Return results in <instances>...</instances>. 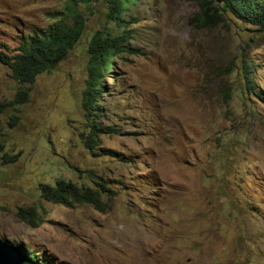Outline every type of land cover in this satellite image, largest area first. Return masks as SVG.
<instances>
[{
	"label": "rangeland",
	"instance_id": "rangeland-1",
	"mask_svg": "<svg viewBox=\"0 0 264 264\" xmlns=\"http://www.w3.org/2000/svg\"><path fill=\"white\" fill-rule=\"evenodd\" d=\"M112 1L74 6L85 35L32 84L18 85L0 64V239L40 264H264V106L234 94L229 72L244 55L264 92V33L234 22L196 28L198 0H127L119 20ZM68 7L0 0V51L17 53ZM94 31L121 36L123 50L103 80L96 120L110 130L91 154L78 138L90 118L80 107V46ZM58 177H101L109 207L40 198L38 186ZM21 208L41 222L20 221Z\"/></svg>",
	"mask_w": 264,
	"mask_h": 264
},
{
	"label": "trees",
	"instance_id": "trees-1",
	"mask_svg": "<svg viewBox=\"0 0 264 264\" xmlns=\"http://www.w3.org/2000/svg\"><path fill=\"white\" fill-rule=\"evenodd\" d=\"M69 7L68 14L56 18L55 23L45 33L37 32L28 34L22 39L17 48V53L9 54L0 51V64L6 66L11 77L18 85H30L39 75L51 73L56 70L59 62L73 50L81 38L85 35V19L76 11L75 5L81 3L86 7L97 0H65ZM127 0L112 1L113 7L110 8L111 16L114 20H119L121 11ZM199 11L196 13L191 23L199 29H213L218 26H227L229 22L245 23L258 28L264 33V0H198ZM70 18L72 23L65 21ZM123 39L110 31H94L89 35V40L85 47L80 46V51L86 58L87 80L81 92L80 107L84 116L90 117L87 123V132L78 134L84 149L93 154V150L98 145L99 136L107 134L109 128H100L97 118L100 116V102L103 95V81L108 70L115 65L113 61L118 58L123 50ZM246 46L248 45L245 43ZM257 67L258 65H253ZM234 72L236 88L234 94L242 99L245 94L251 100H257L264 106V92L255 87V73L249 65L247 59L242 56L238 66L229 72ZM231 87L226 86L224 100L230 97ZM19 95H26V91L19 89ZM6 105L0 103V113ZM5 147L0 141V158H5ZM80 172V171H78ZM92 174V172H86ZM99 182L93 180L73 181L58 177L53 185L40 184L37 193L40 198L53 204H60L68 208L87 205L93 209L103 212L111 203V198L106 193L104 180L98 177ZM16 217L34 228L41 222L39 214L34 208L18 209ZM19 254L22 255L23 264H40L33 253L20 246L13 245Z\"/></svg>",
	"mask_w": 264,
	"mask_h": 264
},
{
	"label": "water",
	"instance_id": "water-1",
	"mask_svg": "<svg viewBox=\"0 0 264 264\" xmlns=\"http://www.w3.org/2000/svg\"><path fill=\"white\" fill-rule=\"evenodd\" d=\"M24 259L15 247L0 239V264H23Z\"/></svg>",
	"mask_w": 264,
	"mask_h": 264
}]
</instances>
